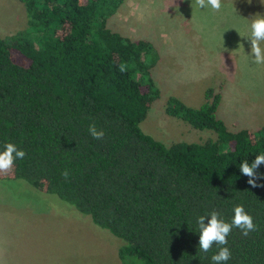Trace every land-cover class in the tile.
Here are the masks:
<instances>
[{
    "label": "trees",
    "instance_id": "obj_1",
    "mask_svg": "<svg viewBox=\"0 0 264 264\" xmlns=\"http://www.w3.org/2000/svg\"><path fill=\"white\" fill-rule=\"evenodd\" d=\"M19 1L25 28L0 37V151L13 143L26 155L0 181H25L87 215L122 240L121 264H213L221 247L231 252L226 264H264V187L249 185L239 168L264 154V123L228 130L216 116L220 86L207 87L198 107L170 97L164 112L215 138L164 145L139 128L158 96L156 52L106 26L123 0ZM91 123L103 139L89 134ZM237 205L256 231L233 227L227 245L201 251L197 218L216 211L230 223Z\"/></svg>",
    "mask_w": 264,
    "mask_h": 264
},
{
    "label": "rangeland",
    "instance_id": "obj_2",
    "mask_svg": "<svg viewBox=\"0 0 264 264\" xmlns=\"http://www.w3.org/2000/svg\"><path fill=\"white\" fill-rule=\"evenodd\" d=\"M222 5L216 12L195 0H123L107 18L109 29L144 39L156 52L150 72L158 96L149 98L139 128L164 145L215 138L212 130L164 112L170 97L198 107L207 87L220 86L216 116L228 130L253 131L264 123V64L253 63L246 37L252 20L264 16V0H222ZM25 26L23 4L0 0V37ZM12 59L27 63L16 51ZM11 175L12 170L0 173ZM35 183L43 187L42 180ZM122 244L55 195L19 179L0 181V264H121Z\"/></svg>",
    "mask_w": 264,
    "mask_h": 264
},
{
    "label": "clouds",
    "instance_id": "obj_3",
    "mask_svg": "<svg viewBox=\"0 0 264 264\" xmlns=\"http://www.w3.org/2000/svg\"><path fill=\"white\" fill-rule=\"evenodd\" d=\"M249 3L252 0H248ZM195 4L200 8L210 7L213 11H220L222 8V0H195ZM250 39L251 56L253 57V63L264 64V16H258L252 20L250 24V33L246 36ZM119 70L125 71L124 65H120ZM89 134L96 140L104 138V130L98 129L95 123H91L88 126ZM26 153L22 149H18L13 143H7L5 149L0 151V173L7 174L13 168L14 161L17 159H23ZM264 164V154L255 156V159L250 163L245 160L240 163V171L243 175L249 179L247 183L252 187H264V183L258 181L264 180V174L257 172L260 165ZM61 175L68 179L69 172L64 170ZM207 219V223L205 220ZM197 225L199 228V249L207 253L213 246L227 245V237L230 234L233 227L239 228L243 235L247 236L250 231H256L257 225L253 222V217L248 214L242 205H237L234 208V216L231 222H225L220 218V214L213 211L210 218L206 216H199L197 218ZM231 258V252L228 247H221L219 251L212 255L211 260L213 264H226Z\"/></svg>",
    "mask_w": 264,
    "mask_h": 264
},
{
    "label": "crops",
    "instance_id": "obj_4",
    "mask_svg": "<svg viewBox=\"0 0 264 264\" xmlns=\"http://www.w3.org/2000/svg\"><path fill=\"white\" fill-rule=\"evenodd\" d=\"M220 106H221V105H220ZM220 106H219V107H220Z\"/></svg>",
    "mask_w": 264,
    "mask_h": 264
}]
</instances>
